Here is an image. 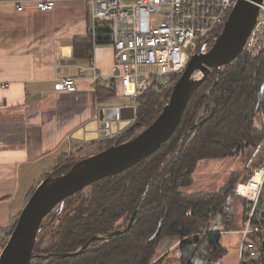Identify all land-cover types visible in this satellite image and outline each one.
I'll return each mask as SVG.
<instances>
[{"label": "trees", "instance_id": "16d2710c", "mask_svg": "<svg viewBox=\"0 0 264 264\" xmlns=\"http://www.w3.org/2000/svg\"><path fill=\"white\" fill-rule=\"evenodd\" d=\"M222 28L218 29V34ZM107 31L99 28V44L109 42ZM93 40L89 35L76 38L74 57L90 61L95 51ZM212 44L213 41L210 47ZM218 74V69L213 68L209 78L193 93L178 128L159 150L126 171L95 182L86 193L81 191L67 198L63 208L59 205L50 214V223H55L65 213L58 231L50 239L41 235L43 224L32 264H159L157 248L167 237L179 241L181 264H215L225 256L227 249L221 243L223 233L215 231L199 236L197 233L215 222L221 224L223 230H233L235 212L229 213L228 206L234 210L235 188L228 184L218 193L192 195L182 189L193 184L200 161L244 154L264 142V124L256 125V118L264 108V50L254 58L243 51L223 68L216 87L214 115L202 126L193 128L215 105L212 88ZM98 88L101 98L114 97L117 93L115 86ZM171 91L149 88L138 96L140 104L136 116L141 123L136 126V132L158 117ZM134 134L135 131L128 128L114 138H100L92 144L99 146V152L117 141L131 139ZM71 159L63 156L44 178L68 171L77 162ZM241 205L243 217L244 200ZM136 207L135 221L127 232L110 240L95 241L84 253L60 256L78 251L93 235L102 236L126 228ZM189 211L191 215H187ZM18 217L7 228L0 227V231H6L7 238ZM122 218L124 222L117 227L116 222ZM241 264H264V255L258 262Z\"/></svg>", "mask_w": 264, "mask_h": 264}, {"label": "crops", "instance_id": "0c3cea01", "mask_svg": "<svg viewBox=\"0 0 264 264\" xmlns=\"http://www.w3.org/2000/svg\"><path fill=\"white\" fill-rule=\"evenodd\" d=\"M17 1L0 0L1 228L20 214L31 191L70 146L102 138L107 121L98 115L112 98L98 95V86L110 85L97 83L92 70L80 75L75 68L90 66L74 57V40L89 35V2L57 0L54 10L44 12L34 7L37 0H20L24 10L19 11ZM94 48L99 73L109 77L112 44ZM69 76L75 77L76 89L58 91V79Z\"/></svg>", "mask_w": 264, "mask_h": 264}, {"label": "built area", "instance_id": "2783aa9c", "mask_svg": "<svg viewBox=\"0 0 264 264\" xmlns=\"http://www.w3.org/2000/svg\"><path fill=\"white\" fill-rule=\"evenodd\" d=\"M87 1L91 9L89 36L94 39L95 47L99 28L108 30L109 43L114 48V65L111 75L103 77L92 57L89 67L76 65V71L83 75L86 70H92L97 83L121 88L132 96L133 105L138 106L137 98L145 90L173 88L201 46L207 43L210 47L238 0ZM23 3L17 1L19 11L24 10ZM56 4L57 0H37L34 7L47 12L54 10ZM259 7L256 24L243 49L253 58L264 50V1ZM56 89L75 90L74 77L59 78ZM107 123L105 130L109 135L129 122L118 125L117 129L109 121ZM73 150L70 146L69 153ZM233 194L246 203L239 229L242 235L238 249L240 264L258 262L264 255V158L252 167L247 179L236 185ZM187 215H191V211ZM216 224L197 235L229 232L218 230Z\"/></svg>", "mask_w": 264, "mask_h": 264}, {"label": "water", "instance_id": "95a60500", "mask_svg": "<svg viewBox=\"0 0 264 264\" xmlns=\"http://www.w3.org/2000/svg\"><path fill=\"white\" fill-rule=\"evenodd\" d=\"M263 1H237L229 12L222 31L214 38L212 46L208 48L207 43H204L200 50L193 55L186 71L174 84L169 100L149 126L134 138L116 143L83 158L68 171L58 176L52 177L51 175L43 179L22 209L16 226L0 254V264H32L35 244L44 221L59 205L63 208L67 198L97 181L126 171L159 150L178 128L193 93L201 86V83L209 78L212 69L216 68L219 74L212 88L215 105L203 120L193 125V128L202 126L208 121L215 113L216 87L220 81L222 70L242 54L247 39L256 24L258 11H260L259 4ZM98 116L101 121L121 122L120 125L124 126L126 122L136 119V111L134 106L107 107L100 109ZM140 123V121L137 122L131 129ZM106 134L105 130L102 135ZM150 186L151 184H149L146 193ZM136 211H138L137 207L126 228L116 229L102 236L93 235L78 251L62 253L60 256L68 257L84 253L95 241L110 240L114 236L127 232L135 221Z\"/></svg>", "mask_w": 264, "mask_h": 264}, {"label": "rangeland", "instance_id": "374dc122", "mask_svg": "<svg viewBox=\"0 0 264 264\" xmlns=\"http://www.w3.org/2000/svg\"><path fill=\"white\" fill-rule=\"evenodd\" d=\"M134 104L132 96L123 92L121 88L117 89V93L114 97L108 98L104 101L105 107H123ZM134 122L131 121L130 124ZM109 124L117 129V123L110 122ZM115 124V125H114ZM264 124V108L256 118V125L262 126ZM108 125V123H107ZM126 126V125H125ZM129 126V125H128ZM127 126V127H128ZM126 127V128H127ZM109 128H111L109 126ZM126 128L117 129L118 131L115 133H110L109 135H105V139L114 138L119 133L124 131ZM107 130V128H105ZM136 133V130H135ZM101 138V137H100ZM96 141V140H95ZM94 143V141L92 142ZM89 143L84 147L83 144L72 145L74 149L70 152L71 160L78 161L80 159L86 158L93 153H97L99 146L97 144ZM101 149V148H100ZM67 154V155H69ZM264 158V142L259 146L246 151L244 154H238L236 156L228 157V158H216V159H207L202 160L198 163L196 171L194 173L193 179L194 181L192 185L184 187L182 190L188 194H196V193H218L224 187L233 186L234 188L238 183L243 181L249 175L251 169L256 164L260 163ZM51 172V171H50ZM48 172V174L50 173ZM45 179V178H44ZM91 186V185H90ZM89 187V186H88ZM88 187L83 189L84 193L87 192ZM81 192V191H80ZM79 193V192H78ZM83 193V194H84ZM81 194V196L83 195ZM235 199V203H233L234 210L228 206L229 213L233 211L235 212L233 215V230L229 232H223L221 237L222 246L227 249V253L225 256L216 262L215 264H240V253L239 248L241 246L242 235L239 233V229H241V209H242V199L233 195V200ZM29 200V199H28ZM27 203V202H26ZM245 203V202H244ZM24 208V207H23ZM69 209H67L68 211ZM21 213V212H20ZM67 213V212H66ZM65 214V213H64ZM63 214V215H64ZM20 215V214H19ZM63 215H60L55 223H50V218L48 217L44 221L45 228L42 230L41 235L47 236V239H50L54 232H57L59 229V225L62 222ZM124 222V218L120 219L116 222V226L119 227ZM217 225V229H223L221 224ZM10 226V225H9ZM116 227V228H117ZM7 228V227H6ZM6 231H0V246L3 244L6 245L7 241ZM179 241L177 238H165L161 241L158 246L156 260L159 258V264H181V258L178 255L179 249ZM169 246V249L168 247ZM4 248V247H3ZM0 248V254L3 250ZM159 254V257H158ZM37 262V261H36Z\"/></svg>", "mask_w": 264, "mask_h": 264}, {"label": "flooded vegetation", "instance_id": "af4514ba", "mask_svg": "<svg viewBox=\"0 0 264 264\" xmlns=\"http://www.w3.org/2000/svg\"><path fill=\"white\" fill-rule=\"evenodd\" d=\"M129 106H134L135 107V111L137 112V108H138V106H135V105H129ZM138 121H137V116H136V119L134 120V122H132L131 124H130V122L124 127V128H126L128 125V127L126 128V129H131L132 128V126H134L136 123H137ZM138 126V125H137ZM136 128V127H135ZM135 128H133V129H131V130H136ZM143 129H141V130H137V132L134 134V136H136L140 131H142ZM134 136L132 137V138H134ZM105 136H102V138H104ZM119 141H117L116 143H118ZM115 143V144H116ZM119 143H121V142H119ZM96 153V152H95ZM94 154V153H93ZM81 160V159H80ZM79 161V160H78Z\"/></svg>", "mask_w": 264, "mask_h": 264}, {"label": "bare ground", "instance_id": "6f19581e", "mask_svg": "<svg viewBox=\"0 0 264 264\" xmlns=\"http://www.w3.org/2000/svg\"><path fill=\"white\" fill-rule=\"evenodd\" d=\"M74 79H75V77H74Z\"/></svg>", "mask_w": 264, "mask_h": 264}]
</instances>
